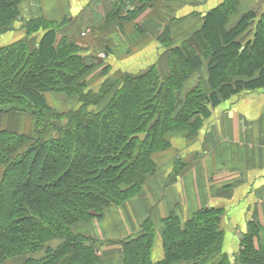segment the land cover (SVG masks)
<instances>
[{
	"label": "trees",
	"instance_id": "obj_1",
	"mask_svg": "<svg viewBox=\"0 0 264 264\" xmlns=\"http://www.w3.org/2000/svg\"><path fill=\"white\" fill-rule=\"evenodd\" d=\"M22 1L0 0V114L30 112L35 124L32 133L0 129V264L42 250L44 256L23 264H101L100 246L74 226L102 219L106 209L138 194L157 170L154 153L170 146L171 131L195 133L210 114L204 103L228 96L235 76L261 69L264 80V13L251 9L228 30L238 0H225L206 15L195 35L211 56L210 77L185 95L186 81L202 65L188 41L171 48L169 74L155 63L143 74H106L91 86L88 77L100 57L89 60L74 40L59 39L54 21H26L23 36L1 43L19 19ZM250 26V38L241 40ZM236 84L238 89L244 82ZM47 92L77 104L59 111ZM221 214L220 208H203L184 224L176 213L167 215L159 260L149 217L139 234L122 243L123 264H235L237 257L242 264H264V246L255 245L258 232L242 238L236 255L224 250ZM59 239V245H48Z\"/></svg>",
	"mask_w": 264,
	"mask_h": 264
},
{
	"label": "crops",
	"instance_id": "obj_2",
	"mask_svg": "<svg viewBox=\"0 0 264 264\" xmlns=\"http://www.w3.org/2000/svg\"><path fill=\"white\" fill-rule=\"evenodd\" d=\"M223 2L23 0L19 19L1 36V43L23 36L26 21H54L67 31L69 39L85 49L87 59L107 52L105 59L100 57V67L88 77L89 84L95 86L104 79L105 63L115 66V72L138 75L162 63L163 75L169 74L166 62L171 48L188 41L199 52L202 65L186 81L185 94L199 80L208 84L211 56L203 53L195 33L202 29L206 15ZM238 3V11L225 26L227 30L251 9L258 15L264 13V0ZM43 33L44 29H40L36 37ZM61 36L60 31L59 39ZM250 36L245 33L241 40ZM260 75L261 69L253 76H235L228 96H220L216 103L207 100L204 105L210 114L202 116V126L195 133L171 131L170 146L154 153L157 170L132 198V210L121 213L116 209L106 219V238L133 237L149 217L157 222L176 213L180 219H189L203 208L215 207L222 210L218 224L227 253L236 255L242 238L252 232L259 233L255 245H260L264 236V80L259 79ZM239 80L244 85L236 89ZM252 82L254 85H247ZM46 98L59 111H68L77 104L74 98L55 92H47ZM6 116L10 120L6 121ZM34 124L35 117L28 112L0 114V128L17 130L31 125L33 130Z\"/></svg>",
	"mask_w": 264,
	"mask_h": 264
},
{
	"label": "rangeland",
	"instance_id": "obj_3",
	"mask_svg": "<svg viewBox=\"0 0 264 264\" xmlns=\"http://www.w3.org/2000/svg\"><path fill=\"white\" fill-rule=\"evenodd\" d=\"M60 31L62 33L61 37L66 36L68 38V36L66 34L67 31L65 29L64 30L60 29ZM249 34H251V30L250 29H249V31H246V35H249ZM102 54L106 55L107 52L104 51V53H102ZM105 57L102 58V59H105ZM108 66H109V68H108ZM114 67L115 66H111L110 64L106 65V63H105V70H107V72L105 73V75L103 73L104 79L107 78L106 77L107 75H111V76L118 75L119 72H115ZM189 90H191V89H188L187 91H189ZM186 94L189 95L190 93L186 92ZM185 97H187V96H185ZM27 115H29V114H27ZM10 118L11 117L8 118V116H6L5 120L6 121L8 119L10 120ZM0 129H3V128H0ZM17 130L18 131H22V132H27V133H32L33 132V130L31 129V125H26L25 127H23V129L21 127H18ZM29 144H30V142L28 144H26V145L28 146ZM0 172H1V170H0ZM140 192H138V194ZM134 197H132V198H134ZM132 198L129 199L128 201H125L121 205H115V206L113 205V206L109 207L108 209H106L104 217L102 219H92V220H90L88 222H85V223H79L76 226H74V228H73L74 231L77 232V233H83V234H85L87 236L92 237L93 240L96 241L95 245H99L100 246V262H101V264H123V252H122L123 251V245H122V243L124 242V240H127L128 238H130V236L132 237V235H130L128 237H121V239H117V240L108 239L109 237L106 238L107 236L105 235V231H106V227H107V224H108V220H106V219L109 216H112V213L116 209L118 211H120L121 213H123L125 210H126V212L129 211V210H132V206H133V203H134V202H132V200H133ZM104 219H105V221L103 222ZM162 220L161 221H157V222L153 221L154 224L156 225L155 227H156V230H157V237L155 238V242H154V260H159L163 256V251H162L163 247L162 246L164 245V239H163L164 228H163ZM187 220L188 219H181L183 224ZM61 241H62L61 239L55 240L53 242L48 243V245H51V246L55 247V246L59 245ZM261 243L264 246V236L263 237L261 236ZM45 254H46V251L42 250L40 252L31 254V255H28V256H23V257L20 256V257L11 258L10 260H7V261H5L4 263H1V264H23L27 260V258H29V257L30 258L42 257ZM234 263L235 264H242L238 257L234 260Z\"/></svg>",
	"mask_w": 264,
	"mask_h": 264
},
{
	"label": "built area",
	"instance_id": "obj_4",
	"mask_svg": "<svg viewBox=\"0 0 264 264\" xmlns=\"http://www.w3.org/2000/svg\"><path fill=\"white\" fill-rule=\"evenodd\" d=\"M82 35H85V33H82ZM106 55L102 54L100 57L104 58Z\"/></svg>",
	"mask_w": 264,
	"mask_h": 264
}]
</instances>
